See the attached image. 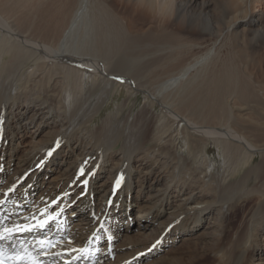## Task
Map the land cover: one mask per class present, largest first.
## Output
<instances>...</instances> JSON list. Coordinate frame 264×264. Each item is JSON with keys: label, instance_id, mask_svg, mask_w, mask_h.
<instances>
[{"label": "bare ground", "instance_id": "bare-ground-1", "mask_svg": "<svg viewBox=\"0 0 264 264\" xmlns=\"http://www.w3.org/2000/svg\"><path fill=\"white\" fill-rule=\"evenodd\" d=\"M61 205L46 264H264V0H0V230Z\"/></svg>", "mask_w": 264, "mask_h": 264}, {"label": "rangeland", "instance_id": "rangeland-1", "mask_svg": "<svg viewBox=\"0 0 264 264\" xmlns=\"http://www.w3.org/2000/svg\"><path fill=\"white\" fill-rule=\"evenodd\" d=\"M137 95H138V97H139V99L136 101V107H139L141 104H143L144 102V99H143V93L142 92H138L137 93ZM127 97V93H124L123 95H121L120 96V98L119 99H117V100H115L113 103H112V105H111V107L113 106V105H115L117 102H120L121 100H123L124 98H126ZM121 99V100H120ZM117 101V102H116ZM115 103V104H114ZM110 109V107L109 106H107L106 107V109H105V112L107 111V110H109ZM220 149H218L215 145H210V147H209V153H208V155L211 157V158H214V160L215 161H218V160H220L219 158H220V151H219ZM257 158L258 157H256L255 158V161L257 160ZM259 159V158H258ZM135 211H133L132 212V222L134 223V217H135ZM125 224L122 222L121 223V229L123 228V226H124ZM200 233V232H199ZM198 233V234H199ZM198 235H194L193 237H191V239L190 240H188V241H184V240H179V241H175L174 243H176V247L179 249V248H182V247H184L185 245H186V243L188 242V243H190V244H192L191 246H193L194 244H201V239L199 238V237H197ZM117 241V240H116ZM116 241H114V244H116L115 242ZM118 242V241H117ZM185 243V244H184ZM179 244V245H178ZM153 247V246H152ZM152 247H150V250H153V248ZM171 250H166V251H164V252H161L159 255H157L156 257H161V256H163L164 254H167V253H169ZM145 253H141V254H139V257L140 256H142V255H144ZM155 258V257H154ZM154 260V261H153ZM155 260L156 259H147V260H145V261H141L139 264H149V263H151V264H153V262L155 263ZM153 261V262H152Z\"/></svg>", "mask_w": 264, "mask_h": 264}, {"label": "snow or ice", "instance_id": "snow-or-ice-1", "mask_svg": "<svg viewBox=\"0 0 264 264\" xmlns=\"http://www.w3.org/2000/svg\"><path fill=\"white\" fill-rule=\"evenodd\" d=\"M117 183H119V182H117ZM39 226H40V227H43L44 225L41 224V225H39ZM4 231L7 232V233H9V236H10L12 230H10V229H5ZM5 238H6V237H5L3 234H0V240L5 239Z\"/></svg>", "mask_w": 264, "mask_h": 264}]
</instances>
